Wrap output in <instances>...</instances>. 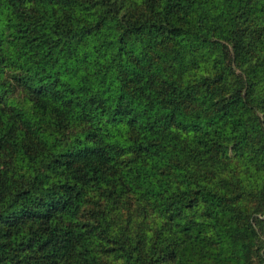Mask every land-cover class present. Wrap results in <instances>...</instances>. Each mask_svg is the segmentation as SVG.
<instances>
[{"label":"trees","instance_id":"obj_1","mask_svg":"<svg viewBox=\"0 0 264 264\" xmlns=\"http://www.w3.org/2000/svg\"><path fill=\"white\" fill-rule=\"evenodd\" d=\"M0 264H264V0H0Z\"/></svg>","mask_w":264,"mask_h":264},{"label":"rangeland","instance_id":"obj_2","mask_svg":"<svg viewBox=\"0 0 264 264\" xmlns=\"http://www.w3.org/2000/svg\"><path fill=\"white\" fill-rule=\"evenodd\" d=\"M87 210H88V209L85 210L84 219L87 217Z\"/></svg>","mask_w":264,"mask_h":264}]
</instances>
